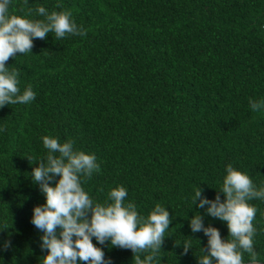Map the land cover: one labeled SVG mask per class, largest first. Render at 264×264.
<instances>
[{
	"label": "trees",
	"instance_id": "obj_1",
	"mask_svg": "<svg viewBox=\"0 0 264 264\" xmlns=\"http://www.w3.org/2000/svg\"><path fill=\"white\" fill-rule=\"evenodd\" d=\"M38 7L70 10L87 35L49 33L5 63L19 71V94L31 85L36 98L0 108V264H43L48 254L31 223L46 203L32 179L46 162L45 136L96 156L100 172L82 183L94 203H112L108 193L123 186L125 205L145 219L156 204L169 211L153 264H198L208 237L192 232L194 215L232 237L193 204L195 191L215 200L229 164L264 187V109L249 105L264 100V0H11L8 13L44 20ZM248 203L264 263V200ZM92 242L112 264H134L130 249Z\"/></svg>",
	"mask_w": 264,
	"mask_h": 264
},
{
	"label": "clouds",
	"instance_id": "obj_2",
	"mask_svg": "<svg viewBox=\"0 0 264 264\" xmlns=\"http://www.w3.org/2000/svg\"><path fill=\"white\" fill-rule=\"evenodd\" d=\"M10 2L0 0V108L10 104H27L36 98L31 85L19 94V71H9L5 67L10 57L31 52L34 39L44 40L52 32L57 40L65 38L66 34L87 35L82 26H77L70 10L49 14L44 7H38L36 13L45 19L34 21L9 16ZM56 7L63 5L58 3ZM249 105L253 112L260 111L264 109V100L257 102L250 99ZM42 139L48 155L46 162L41 161L33 169L32 179L39 184L46 203L33 209L31 223L43 232L41 250H48L43 264H112L111 260L105 259L103 250L93 244V237L101 245L110 241L113 247L130 249L134 264H153L162 251L165 232L171 223L169 211L156 204L145 219L138 214L134 203L125 205L128 193L123 186L108 193L112 203H94L82 188V183L91 179L93 173L100 172L96 156L75 151L71 139L63 144L58 138L45 136ZM226 172L215 200L203 197V189L199 187L192 202L196 205L199 200V208L208 206L206 215L227 222L232 239L222 240L218 229L205 227L204 217L199 213L194 215L189 225L192 232L203 231L208 237L207 254L201 248L204 255L198 259V264H243L244 253L251 257V264H259L253 239L257 233L253 226L257 208L248 201L264 200V187L257 190L251 178L235 170L231 164ZM56 177L59 180L54 187L50 186ZM220 193L226 198L224 202H221ZM8 246L10 242L5 244L6 248ZM190 248L191 241H186L184 254ZM146 252L149 254L141 259V254Z\"/></svg>",
	"mask_w": 264,
	"mask_h": 264
},
{
	"label": "water",
	"instance_id": "obj_3",
	"mask_svg": "<svg viewBox=\"0 0 264 264\" xmlns=\"http://www.w3.org/2000/svg\"><path fill=\"white\" fill-rule=\"evenodd\" d=\"M247 264H251V263H247ZM259 264H264V263L259 262Z\"/></svg>",
	"mask_w": 264,
	"mask_h": 264
}]
</instances>
